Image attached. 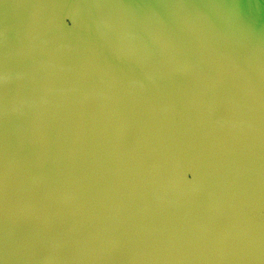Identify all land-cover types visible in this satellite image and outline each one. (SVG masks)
<instances>
[{
	"label": "water",
	"instance_id": "water-1",
	"mask_svg": "<svg viewBox=\"0 0 264 264\" xmlns=\"http://www.w3.org/2000/svg\"><path fill=\"white\" fill-rule=\"evenodd\" d=\"M0 264H264V0H0Z\"/></svg>",
	"mask_w": 264,
	"mask_h": 264
},
{
	"label": "snow or ice",
	"instance_id": "snow-or-ice-1",
	"mask_svg": "<svg viewBox=\"0 0 264 264\" xmlns=\"http://www.w3.org/2000/svg\"><path fill=\"white\" fill-rule=\"evenodd\" d=\"M72 19L70 16L65 18V23L68 22V20Z\"/></svg>",
	"mask_w": 264,
	"mask_h": 264
}]
</instances>
